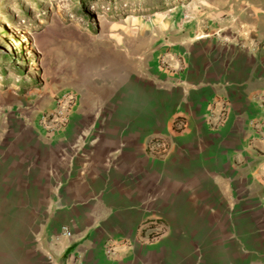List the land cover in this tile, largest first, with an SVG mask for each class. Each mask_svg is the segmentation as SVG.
<instances>
[{
    "label": "crops",
    "instance_id": "0c3cea01",
    "mask_svg": "<svg viewBox=\"0 0 264 264\" xmlns=\"http://www.w3.org/2000/svg\"><path fill=\"white\" fill-rule=\"evenodd\" d=\"M247 30L230 40L194 24L153 64L110 73L87 58L66 130L0 143V264H264V35ZM122 239L132 246L109 258Z\"/></svg>",
    "mask_w": 264,
    "mask_h": 264
},
{
    "label": "rangeland",
    "instance_id": "374dc122",
    "mask_svg": "<svg viewBox=\"0 0 264 264\" xmlns=\"http://www.w3.org/2000/svg\"><path fill=\"white\" fill-rule=\"evenodd\" d=\"M0 9V53L18 59L0 67L5 147L27 128L36 129L39 114L69 91L81 97L78 82L89 57L93 73L107 63L109 73L148 66L167 41L194 24L200 35L218 32L230 40L247 35L248 27L264 35V0H85L82 7L78 0H0ZM160 12L165 15L156 16Z\"/></svg>",
    "mask_w": 264,
    "mask_h": 264
},
{
    "label": "built area",
    "instance_id": "2783aa9c",
    "mask_svg": "<svg viewBox=\"0 0 264 264\" xmlns=\"http://www.w3.org/2000/svg\"><path fill=\"white\" fill-rule=\"evenodd\" d=\"M81 106V97L75 91H69L63 95L56 103L55 108L39 114L36 120V130L46 135H52L58 131L66 130L70 124L71 118L75 116ZM229 116L227 103H223L221 108L212 107L208 114L207 125L211 130L221 129ZM187 123L178 117L173 122V130L176 133L185 131ZM151 155L157 159H164L170 153V144L164 139H154L151 141ZM155 233L152 241L155 242L163 234V227L156 223ZM122 247H131V239H122V241H111L105 246V254L109 258H114L118 250Z\"/></svg>",
    "mask_w": 264,
    "mask_h": 264
},
{
    "label": "trees",
    "instance_id": "16d2710c",
    "mask_svg": "<svg viewBox=\"0 0 264 264\" xmlns=\"http://www.w3.org/2000/svg\"><path fill=\"white\" fill-rule=\"evenodd\" d=\"M90 1H94V0H90ZM96 1H98V0H96ZM103 1L104 2H110L111 3L113 0H103ZM34 3H37V2H34ZM78 6L79 7L85 6V0H78ZM83 10L84 9H79V12L80 13H85ZM22 12H23V9H22ZM18 56L20 58L22 57L21 55H18ZM16 61H18V59L15 58V56H11L9 54L4 55V54H1L0 53V67H2L3 69L6 68L9 64L14 63ZM12 70H14V71L15 70L21 71L20 68H18V67H14V69H12ZM23 85H24L23 82L22 83H18V86H23Z\"/></svg>",
    "mask_w": 264,
    "mask_h": 264
},
{
    "label": "bare ground",
    "instance_id": "6f19581e",
    "mask_svg": "<svg viewBox=\"0 0 264 264\" xmlns=\"http://www.w3.org/2000/svg\"><path fill=\"white\" fill-rule=\"evenodd\" d=\"M163 15H165L163 12H160V13H157V14H156V16H159V17H160V16H163Z\"/></svg>",
    "mask_w": 264,
    "mask_h": 264
}]
</instances>
